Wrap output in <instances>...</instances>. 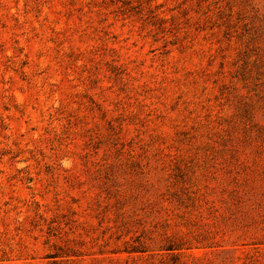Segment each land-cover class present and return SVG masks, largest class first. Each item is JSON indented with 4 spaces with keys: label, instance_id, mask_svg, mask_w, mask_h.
I'll return each mask as SVG.
<instances>
[{
    "label": "rangeland",
    "instance_id": "374dc122",
    "mask_svg": "<svg viewBox=\"0 0 264 264\" xmlns=\"http://www.w3.org/2000/svg\"><path fill=\"white\" fill-rule=\"evenodd\" d=\"M0 264H264V0H0Z\"/></svg>",
    "mask_w": 264,
    "mask_h": 264
}]
</instances>
